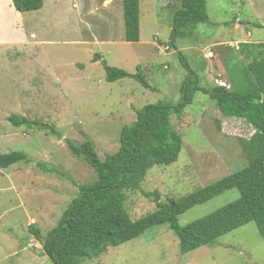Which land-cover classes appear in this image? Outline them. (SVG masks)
Masks as SVG:
<instances>
[{
  "label": "rangeland",
  "instance_id": "rangeland-1",
  "mask_svg": "<svg viewBox=\"0 0 264 264\" xmlns=\"http://www.w3.org/2000/svg\"><path fill=\"white\" fill-rule=\"evenodd\" d=\"M102 1L44 0L38 11L18 12L13 0H0V154L18 151L30 160L0 169V264H53L30 226L46 235L78 196V185L96 179L68 141L81 145L92 140L104 160L118 152L121 131L136 121L138 110L180 104L181 86L189 76L186 64L204 87L215 77L230 83L229 57L237 56L231 64L234 74L248 64H239V43L264 42V0H209V22L187 34L175 30L182 0H140L143 42L101 44L111 37L101 18ZM87 2L100 12L82 19ZM82 21L93 25V38ZM210 51L212 58L207 57ZM97 54L103 56L100 61ZM101 61L131 74L141 67L152 89L130 78L108 82ZM12 115L51 129L15 128ZM171 122L183 136L179 159L151 168L142 184L144 191L158 192L162 202L180 199L246 166L240 140H249L254 128L242 119L224 117L202 92L180 116L172 114ZM43 163L66 177L45 172L39 167ZM239 198L238 189L229 190L185 212L179 223L186 226ZM126 207L133 221L157 209L139 191L128 193ZM83 264H264V237L251 222L215 244L181 254L179 238L164 224Z\"/></svg>",
  "mask_w": 264,
  "mask_h": 264
},
{
  "label": "trees",
  "instance_id": "trees-1",
  "mask_svg": "<svg viewBox=\"0 0 264 264\" xmlns=\"http://www.w3.org/2000/svg\"><path fill=\"white\" fill-rule=\"evenodd\" d=\"M209 0H182V8L174 18L175 30L193 32L209 22ZM125 20V40L140 41V0H122ZM18 12H32L43 8L44 0H13ZM187 36V35H186ZM238 59L248 64L233 73L231 64L237 56H230L226 72L230 88L214 83L204 87L196 71L188 64L189 76L181 86V102L177 107L151 104L137 111L136 121L123 127L117 153L100 158L92 140L81 145L68 141L76 157L83 159L96 174V179L78 185V196L67 206L58 224L43 235L30 226L35 239L42 244L44 255L53 264H83L106 254L110 247H118L139 238L154 226L168 224L179 238L181 254L215 244L217 240L242 226L255 222L264 237V42L239 43ZM182 56V54L180 53ZM102 56L97 54L96 61ZM108 82L133 79L146 89H152L142 68L135 74L110 67L101 61ZM221 79V77H215ZM224 81V80H223ZM197 92L215 101L226 118L242 119L254 128V135L240 140L247 158L242 169L200 188L180 199L162 202L158 192H146L142 184L154 166H168L178 161L183 136L175 130L171 115H181L194 102ZM9 121L15 128L50 130L39 121L12 115ZM30 162L23 152L0 154V169ZM45 172L66 177L64 173L45 164ZM238 189L240 198L219 210L181 226L179 217L197 205H202L225 192ZM139 191L156 203L157 209L133 221L126 207L127 195Z\"/></svg>",
  "mask_w": 264,
  "mask_h": 264
},
{
  "label": "crops",
  "instance_id": "crops-1",
  "mask_svg": "<svg viewBox=\"0 0 264 264\" xmlns=\"http://www.w3.org/2000/svg\"><path fill=\"white\" fill-rule=\"evenodd\" d=\"M103 11L102 13L100 12V10H97L96 6L95 8L92 7L91 2H87V7H86V13H82V19L83 18H88V17H93L94 16V12H100L101 14V18L104 21V25L108 28L109 31H111V37H107L102 39L105 41H101V44L103 43H109V44H116L117 42L121 41V40H125V20H124V8L122 5V0H103ZM141 11V9H140ZM81 23H83V27L86 28L87 30H89V33H87V35L89 37H94L91 29L93 27L92 24H89V22L87 21H82ZM141 26V23H140ZM123 28V29H122ZM116 31H120L121 32V37L118 38L116 36ZM96 36V35H95ZM97 39H93L96 40V43H99L98 37L96 36ZM143 42V38H142V32L140 29V41L137 43L139 44L140 42ZM84 43H88V42H84ZM127 44H136V43H129L127 42ZM103 58V56H102Z\"/></svg>",
  "mask_w": 264,
  "mask_h": 264
},
{
  "label": "built area",
  "instance_id": "built-area-1",
  "mask_svg": "<svg viewBox=\"0 0 264 264\" xmlns=\"http://www.w3.org/2000/svg\"><path fill=\"white\" fill-rule=\"evenodd\" d=\"M213 57L214 55H213V52H208V56L207 57ZM205 57H206V55H205ZM213 81H214V83L216 84V85H218V86H222V87H227V88H230V85H228L225 81H223V80H220V79H212Z\"/></svg>",
  "mask_w": 264,
  "mask_h": 264
}]
</instances>
